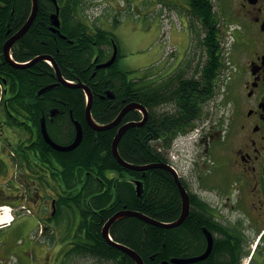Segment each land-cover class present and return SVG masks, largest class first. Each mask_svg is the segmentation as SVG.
Segmentation results:
<instances>
[{"label": "flooded vegetation", "instance_id": "obj_1", "mask_svg": "<svg viewBox=\"0 0 264 264\" xmlns=\"http://www.w3.org/2000/svg\"><path fill=\"white\" fill-rule=\"evenodd\" d=\"M162 5L175 8L189 27L195 24V18L189 12V0H162ZM228 7L234 18L232 34L238 45L233 55L234 71L227 90L230 111L225 130L216 131L217 138H212L204 148V158H210L211 155L217 158L213 160L216 167L212 163L213 167L208 171L205 163L207 170L200 169V163L194 159L187 165L183 159L186 155L182 153L178 152V157L172 156L174 160H169V149L164 153L166 161L178 172L190 195L191 209L199 208L211 226L201 229L205 239L202 251L191 256L171 257L161 261V264H197L208 260L210 255L204 260L186 262L206 253L209 243L204 229L213 236L211 253L217 238L222 237L230 240L235 247L232 264H264V0H229ZM214 8L217 13L215 3ZM84 23L95 31L91 24ZM221 25L220 22L219 30ZM195 36L204 38L201 28L195 32ZM219 38L221 40V31ZM113 53L112 48L110 52L95 48L96 71L104 69L100 66L109 62ZM118 57L117 54L114 66L118 65ZM5 64L7 62L2 52L0 208L5 205L12 207L15 220L10 226L0 229V264H99L98 258L84 257L83 253L94 242L84 236L89 227L83 226L84 208L80 201L82 196L88 195L84 194L88 182L81 177L79 170L82 167L69 170L57 163L55 153L67 152L56 151L49 146L42 137L41 126L39 133L35 124L37 116H41L40 122L45 118L52 140L59 146L67 147L76 140L77 121L73 112L70 111L69 118H66L67 113L60 106L51 107L46 103L45 94L50 91L47 87L52 85L43 87L38 91L37 98H27L19 107L16 99L20 97L21 82L16 76L14 82L10 79L7 71L12 67L8 65L4 70ZM190 73V67L186 66L166 75L158 73L140 77L142 95L147 97L150 85L161 90L169 88L166 83L170 76L174 78V83L179 78H194V75L190 77ZM171 109L173 105L170 104L156 108L160 115ZM150 114L148 111V119ZM127 123L123 119L116 128L117 132ZM208 128L209 124L204 126L200 135L199 142L203 146L205 138H208ZM98 133L94 132L95 140ZM154 143L162 153L160 147L163 140ZM219 164L224 167L223 170L218 169ZM214 170L223 175L218 183H213L214 179L210 178ZM90 174L88 172L87 176ZM91 177L94 180L92 183H96V180L103 182L97 174ZM113 178H116L113 173L106 175V186ZM67 180L70 182L69 190L66 187ZM104 189L108 192L106 187ZM210 190L217 192L216 197H210L213 199L208 198ZM173 260L183 262L176 263Z\"/></svg>", "mask_w": 264, "mask_h": 264}, {"label": "trees", "instance_id": "obj_2", "mask_svg": "<svg viewBox=\"0 0 264 264\" xmlns=\"http://www.w3.org/2000/svg\"><path fill=\"white\" fill-rule=\"evenodd\" d=\"M87 1L57 0L61 25L54 32L51 16L56 13V6L52 0H39L37 18L27 34L13 46V58L16 62L26 63L39 56L52 57L65 80L90 88L94 97L91 113L99 125L113 122L126 104L145 106L151 113L148 122L142 127L130 128L124 134L119 153L123 160L134 165L167 163L154 142L161 139V146L169 149L179 133H186L196 126L204 105L214 97L224 67L219 19L214 3L211 0H189V12L195 18L192 26L197 30L201 28L204 33V38L200 36L197 39V46L206 54L199 77L179 78L174 83V78L170 76L166 83L169 88L161 90L150 85L145 97L140 81L131 79L130 71L122 70L118 65L96 71L95 48L100 51L106 47L113 48L118 41L113 33L100 27H94L93 31L84 23ZM31 11L32 0H0V54L5 43L28 21ZM8 65L5 64L4 70ZM7 72L13 82L15 76L21 82L20 97L16 99L19 107L27 98H37L38 91L43 87L58 83L54 68L46 62H37L25 69L10 68ZM45 100L51 107L60 106L67 115L72 111L85 131L78 148L54 155L55 161L69 170L82 167L79 172L88 182L84 188V194L88 195L82 196L80 202L84 208L83 226L89 227L84 236L94 245L83 250L84 257L93 256L105 264H136L127 254L106 242L102 229L113 215L123 210L136 211L162 223L177 221L182 212V199L173 177L159 168L145 173L123 168L112 154L116 128L98 133L95 140V131L86 125L87 102L82 89L59 85L45 94ZM162 104L173 105V109L160 115L156 108ZM67 115L66 118H69ZM40 117L35 119L39 133ZM141 119L139 111H132L125 116L124 123L140 122ZM42 144L46 145L43 141ZM88 172L97 174L103 182L96 180L92 183V174L87 176ZM108 173L115 174L116 178L110 179L106 186ZM135 181H141L143 185L140 197ZM66 187L70 189L69 180ZM90 195L93 197L89 198ZM203 226L210 227L211 224L206 222L205 214L194 207L178 228H160L134 217H125L113 224L110 234L117 243L135 250L145 264H161V261L171 257L191 256L202 251L205 245ZM235 253L230 240L218 237L209 259L197 264H232Z\"/></svg>", "mask_w": 264, "mask_h": 264}, {"label": "rangeland", "instance_id": "obj_3", "mask_svg": "<svg viewBox=\"0 0 264 264\" xmlns=\"http://www.w3.org/2000/svg\"><path fill=\"white\" fill-rule=\"evenodd\" d=\"M213 1L216 5L218 18L222 23L220 31L223 63L226 67L232 66V60H235L233 55H235L238 45L231 30L234 18L228 7L229 0ZM160 3L162 0H88L86 8L91 12L92 18L94 14H97L93 23L116 36L120 56L118 66L123 70L130 71L131 78L157 75L158 73L166 75L177 67L184 68L186 66L190 67V77L197 75L200 66L206 60L205 52L200 50L197 44L190 47L189 28L182 14H178L175 8L162 6ZM191 29L194 34L195 29ZM170 48L177 49L174 56L169 54ZM108 49L109 47L106 48V50ZM229 84L227 85L221 77L213 99L204 107L205 119L199 123L200 127L209 124L206 133L208 138H205L204 146L200 142L197 145L188 139L180 140L176 144L175 149L186 155L183 159L187 161V165L192 162L191 159H194L195 162L200 163V169L207 170L205 163L208 166V171L213 167V160L217 158L211 154L210 158H204L206 156L204 148L212 138H217L216 131L225 130L230 111V99L227 96ZM214 164L216 167V163ZM190 168L192 169V167ZM218 169L223 170L224 167L219 164ZM210 178L214 179L213 183H218L223 179V175L214 170ZM208 194L209 199L217 196L215 190H210ZM7 216H3L0 210V220L6 219Z\"/></svg>", "mask_w": 264, "mask_h": 264}, {"label": "water", "instance_id": "obj_4", "mask_svg": "<svg viewBox=\"0 0 264 264\" xmlns=\"http://www.w3.org/2000/svg\"><path fill=\"white\" fill-rule=\"evenodd\" d=\"M56 6V13H54L51 16V21H52V25L54 26V28H52L53 31H57L56 28L60 27V19H59V6L56 0H53ZM39 12V0H32V11L30 14V17L28 19V21L25 23V25L14 35L12 36L4 45L3 47V56L5 61L12 67L15 69H25L28 67L33 66L34 64H36L37 62H42V61H47L49 63H51V65L54 67L55 69V75L57 77L58 83L56 85H52L50 87L47 88L48 89H53L56 86L59 85H64L65 87L68 88H72V89H82L88 99V105L86 108V122L87 124L95 131L97 132H103V131H108V130H112L117 128L123 121L124 117L131 111L134 110H139L144 114V118L141 122H131V123H127L125 125H123L122 127H120L118 129V132L113 140L112 143V154L113 157L115 158V160L123 167L132 171H136V172H147L151 169H155V168H159V169H163L166 170L167 172H169L175 181V184L178 187L181 199H182V212L180 215V218L173 222V223H162L159 221H156L142 213L136 212V211H131V210H123L120 211L118 213H116L115 215H113L108 221L107 223L104 225L103 229H102V236L103 238L106 240V242L115 247L116 249L124 252L125 254H127L136 264H145L143 258L133 249L119 244L116 241L112 240V237L110 236V229L112 227V225L125 217H134L137 218L147 224L153 225V226H157L160 228H165V229H174V228H178L179 226L182 225V223L186 220V218L188 217L190 210H191V200H190V195L187 192L186 188L184 187L178 173L174 170V168H172L169 164L166 163H156V164H150V165H134V164H130L128 162H126L125 160L122 159L120 153H119V144L121 139L123 138L124 134L133 127H142L145 125L147 119H148V111L146 110V108L143 105H140L138 103H132L127 105L119 114V116L110 124L107 125H98L96 122H94L93 118H92V104H93V94L90 90V88L82 83H70L68 81H66L64 79V77L62 76V73L58 67V65L56 64V62L54 61V59L50 56H39L35 59H33L30 63H18L16 61L13 60L12 56H11V50L13 48V46L22 38L24 37L27 32L29 31V29L31 28L32 24L34 23L35 19L37 18ZM116 54H117V50L115 48V53L113 58L106 64L102 65V68H109L111 67L115 61H116ZM75 126H76V140L73 144H71L70 146L67 147H63V146H59L58 144H56L52 138L50 137L48 131H47V127H46V121L45 118L42 119L41 122V134L42 137L44 138L45 142L51 146L53 149H55L56 151H60V152H71L73 150H75L76 148H78V146L82 143L83 138H84V130L82 125L77 121L75 122ZM136 186H137V194L140 197L142 194V184L140 181H136ZM207 231V230H205ZM207 240L209 243L208 249L206 251V253H204L201 257L195 258V259H191V260H187L186 262H195V261H199V260H204L205 258H207L212 251V247H213V236L210 233H207ZM173 262H183V261H176L173 260ZM164 264H170L169 262H165Z\"/></svg>", "mask_w": 264, "mask_h": 264}, {"label": "bare ground", "instance_id": "obj_5", "mask_svg": "<svg viewBox=\"0 0 264 264\" xmlns=\"http://www.w3.org/2000/svg\"><path fill=\"white\" fill-rule=\"evenodd\" d=\"M2 220H0V222H1Z\"/></svg>", "mask_w": 264, "mask_h": 264}]
</instances>
